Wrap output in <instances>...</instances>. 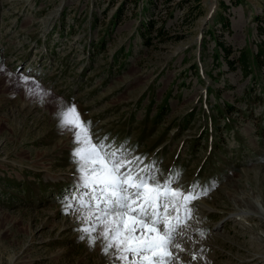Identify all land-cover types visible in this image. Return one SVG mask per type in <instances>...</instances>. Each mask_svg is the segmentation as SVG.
I'll use <instances>...</instances> for the list:
<instances>
[{
  "label": "rangeland",
  "instance_id": "obj_1",
  "mask_svg": "<svg viewBox=\"0 0 264 264\" xmlns=\"http://www.w3.org/2000/svg\"><path fill=\"white\" fill-rule=\"evenodd\" d=\"M72 105L94 143L141 157L157 182L208 188L173 264H264V0H0V264L138 259L106 255L99 230L91 245L65 208L82 191L59 125ZM180 203L168 211L183 223Z\"/></svg>",
  "mask_w": 264,
  "mask_h": 264
},
{
  "label": "snow or ice",
  "instance_id": "obj_2",
  "mask_svg": "<svg viewBox=\"0 0 264 264\" xmlns=\"http://www.w3.org/2000/svg\"><path fill=\"white\" fill-rule=\"evenodd\" d=\"M22 82L25 86L36 83L30 77H22ZM37 88L38 84L30 91L35 94ZM59 125L73 134V157L80 174L77 187L82 190L76 197H69L74 202L66 201L65 208L79 213L82 222L89 225L81 231L90 237V244L96 243L92 232L99 230L104 241L102 250L107 255L115 249L117 260H128L131 254L138 259L128 260V264L177 261L179 257L173 249L184 251L176 237L183 235L182 229L192 218L190 204L206 196L208 188L193 183L186 192L178 190L173 185L179 173L163 183L157 182L154 166L140 167L141 157L132 156L123 147L94 143L90 125L82 120L75 105L59 113ZM177 196L181 203L173 205L172 210L178 213L183 207V223L178 214L172 216L168 211L169 200Z\"/></svg>",
  "mask_w": 264,
  "mask_h": 264
},
{
  "label": "trees",
  "instance_id": "obj_3",
  "mask_svg": "<svg viewBox=\"0 0 264 264\" xmlns=\"http://www.w3.org/2000/svg\"><path fill=\"white\" fill-rule=\"evenodd\" d=\"M165 1H167V2H172L173 0H165ZM185 1V0H184ZM187 1H191V2H193L195 5H199L200 4V2H201V0H187ZM221 8L223 9V10H225L226 9V7H225V5H221ZM220 23L223 25V27H225V28H228V24H227V21H223V19H221L220 20ZM217 57L216 58H218V55H216ZM262 56H261V54L260 53H258V54H256L254 57H253V59L255 58V60H256V62H258V60H259V58H261ZM239 63H240V65H241V67H242V69L243 70H245L244 72L246 73L247 71V66H248V57H246V56H244V55H241V57L239 58Z\"/></svg>",
  "mask_w": 264,
  "mask_h": 264
},
{
  "label": "bare ground",
  "instance_id": "obj_4",
  "mask_svg": "<svg viewBox=\"0 0 264 264\" xmlns=\"http://www.w3.org/2000/svg\"><path fill=\"white\" fill-rule=\"evenodd\" d=\"M234 182H232V184L231 183H228V189H229V191L230 192H228L227 191V193L230 195V194H234L237 190L235 189V190H233V188L232 187H234ZM227 187V186H226ZM240 199V200H239ZM233 200L235 201V202H238V203H241V202H244V201H246V204H247V207H249V208H252V209H254L255 207V205H253L254 203L250 200L249 201V197H247L246 195L244 196V197H241V198H239V196H234L233 195ZM233 201V202H234ZM203 207V206H202ZM202 209V208H201ZM203 210V209H202ZM251 211H253V210H251ZM248 212H250V210H243L241 213H242V216L244 215V214H247ZM238 213H239V211H238ZM245 216V215H244ZM264 216V215H263Z\"/></svg>",
  "mask_w": 264,
  "mask_h": 264
}]
</instances>
